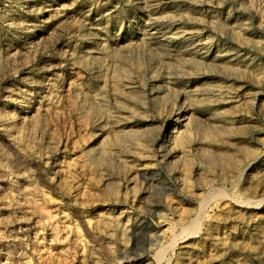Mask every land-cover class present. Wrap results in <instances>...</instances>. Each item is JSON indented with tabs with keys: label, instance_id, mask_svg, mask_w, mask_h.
<instances>
[{
	"label": "rangeland",
	"instance_id": "1",
	"mask_svg": "<svg viewBox=\"0 0 264 264\" xmlns=\"http://www.w3.org/2000/svg\"><path fill=\"white\" fill-rule=\"evenodd\" d=\"M0 264H264V0H0Z\"/></svg>",
	"mask_w": 264,
	"mask_h": 264
}]
</instances>
